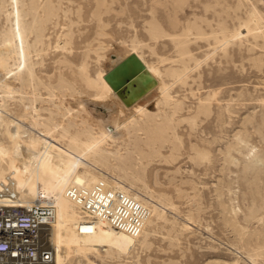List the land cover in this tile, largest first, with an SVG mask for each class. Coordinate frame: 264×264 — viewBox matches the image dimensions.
<instances>
[{
  "label": "rangeland",
  "instance_id": "obj_1",
  "mask_svg": "<svg viewBox=\"0 0 264 264\" xmlns=\"http://www.w3.org/2000/svg\"><path fill=\"white\" fill-rule=\"evenodd\" d=\"M23 1L24 5L37 7L32 15L36 14L44 27V47L40 48L45 52L38 60L34 58L39 62L35 73L42 85L36 91L28 86L26 79L14 80L13 75L8 76L9 86L17 93L6 96L0 89L4 118L32 129L28 107L33 91L41 96L36 109L44 121L56 116L55 121L68 123L70 116L62 119L60 112L76 109L81 99L92 117H114L119 110L117 103L111 100L95 103L98 88H90L84 77L89 76L102 85L100 77H106L132 54L143 59L157 80L169 86L173 100L182 104L173 124L176 130L169 132L170 141L148 149L153 153L150 160L134 161L136 170L145 169L141 179L131 171L120 172L153 195L161 214L157 221L159 233L152 238V247L141 252L137 262L132 258L130 261L264 264V36L257 32V40L252 36L242 37L225 50L217 48L212 37H221L223 31L229 35L247 22L253 25L252 16L264 26V0H106L104 5L98 0ZM7 8V0H0V37L8 27L3 13ZM47 9H53L54 15L45 23ZM32 15L27 16V22L32 20ZM153 24H159L171 37L153 40L150 33ZM188 28L192 30L187 48L193 57L190 61L186 59L188 69L182 83L166 76L165 69H184L177 61L179 49L171 39L185 34ZM162 58L172 63H160ZM61 80H68L70 88H63ZM75 89L81 92L78 94ZM78 95L80 100L75 99ZM59 101L63 104L57 106ZM202 101H206L210 110L196 118ZM138 102L147 104L143 98ZM171 108L158 106L154 99L148 103L153 114ZM77 111L72 113L81 112ZM127 117L128 114L120 121L123 123ZM88 119L86 114L81 115L76 125H86ZM145 121L142 117L136 125ZM135 127L130 124L127 131L122 130L125 137L119 143L122 153L129 149L134 158L138 155L133 145L135 137L146 138L143 132H135ZM65 140L62 145L68 141ZM174 143L178 148L173 151ZM195 149L208 157L202 160ZM253 154L256 163L250 159ZM173 155L177 160L172 159ZM185 225L189 229L183 228Z\"/></svg>",
  "mask_w": 264,
  "mask_h": 264
},
{
  "label": "bare ground",
  "instance_id": "obj_2",
  "mask_svg": "<svg viewBox=\"0 0 264 264\" xmlns=\"http://www.w3.org/2000/svg\"><path fill=\"white\" fill-rule=\"evenodd\" d=\"M105 1L98 0L101 5H104ZM7 4L8 8L4 9L3 13L8 27L0 37V89L6 96H10L15 90L12 91L9 86L8 76L9 78L14 76V80L26 79L30 88L36 91L39 89L42 83L35 73V66L39 62L34 58L38 60L45 50L40 48L44 45L42 21L36 19V14L32 15L37 7L24 5L23 0H7ZM25 7L27 9H24ZM29 15H32V20L27 22L26 18ZM53 15V9H47L45 18L43 17L45 23ZM254 18L256 17L251 18L253 25L250 22L244 23L229 35L223 33V30L221 37L211 35L217 48L225 50L234 40L242 37L252 36L257 40L259 38L257 32H262L264 36V26ZM187 30L185 34L171 39L179 49L177 51L180 60L177 61L184 69L173 67L165 69L166 76L182 83H185L183 77L185 70L188 69L186 62L193 57L187 48V44L189 45L187 39L190 38L188 34L192 29ZM150 33L155 41L171 37L159 24H153ZM10 60H13L12 65L9 64ZM166 61L171 62L166 58L160 59V63ZM142 62L157 80L153 69L143 59ZM81 69L85 71V65H82ZM100 78L102 85L98 80H93L89 76L84 77L90 88H98L94 94L98 97L95 103L106 100L117 103L119 110L114 117L106 118L102 117V114L100 118L92 117L85 105L86 102L82 99L78 102L80 100L78 95V98H75L78 100L74 99L76 103L78 102L76 109L71 107L70 110L64 106L65 112H60L62 119L70 116L68 123L67 121L64 123L65 120L55 121L56 116L54 119L49 118L44 121L36 109L41 96L35 91L32 93L33 98L29 100L30 107H28L31 109L28 114L32 117L29 122L32 129H25L18 122L4 118L0 110V190L4 192L3 197L0 195V204L25 206L38 202L53 207L55 219L51 222V232L55 255L50 264H135L133 261L137 262L138 255L152 247V238L159 233L160 226L157 221L161 219V214L155 198L146 188H139L135 182L125 179L120 172L131 171L138 180L141 179L140 174H143L145 169L142 167L136 170L134 161L150 160L153 153L148 152V149L170 141L169 132L174 133L176 130L173 124L177 122L176 117L182 111V104L178 102L179 100H173V96L168 91L169 86L165 82L157 80V85L151 90L154 92L150 91L143 97L147 104L141 105L137 101L131 107H127L105 80V76ZM61 85L63 88H70L68 80H61ZM12 88L16 87L12 86ZM49 91L53 94L52 88ZM155 93L158 94L156 97L153 96ZM152 99L158 106L172 108L170 111L162 109V114H153L148 109V103ZM205 102H200L196 118L198 114L209 112L210 108ZM62 104L59 101L57 106ZM73 110L81 112L77 111L78 114L75 112L77 115H74ZM125 111H128V117L122 123L120 118L127 115ZM81 113L89 117L86 125H76V119L84 115ZM142 117H145L146 121L137 126L138 120ZM130 124H134V127L136 125L135 132H143L146 135L144 140L135 137L133 141L134 150L138 154L136 158L131 155L133 152L129 149H126V153H122L119 145L125 137L122 130L127 131ZM110 125L113 126L112 129ZM58 135L60 138L57 137ZM65 139L68 141L62 145ZM140 141L142 143H139ZM177 148L174 143L172 150ZM195 150L202 160L208 157L207 153ZM172 159L175 161L177 157L173 155ZM250 159L253 163L258 161L254 158V154ZM107 193L114 198V203L110 207L109 205L105 207L107 203L109 204ZM88 221H91V224H86ZM115 222L118 226L114 225ZM188 227V225L183 226L186 230L189 229ZM134 251L136 256L133 255ZM254 257L257 255L255 254ZM131 258L134 260L130 261ZM250 258L253 259V256Z\"/></svg>",
  "mask_w": 264,
  "mask_h": 264
},
{
  "label": "built area",
  "instance_id": "obj_3",
  "mask_svg": "<svg viewBox=\"0 0 264 264\" xmlns=\"http://www.w3.org/2000/svg\"><path fill=\"white\" fill-rule=\"evenodd\" d=\"M0 195H4L1 190ZM107 195L109 204L105 207H110L114 198L110 193ZM53 219L55 212L50 205L44 206L38 202L25 206L1 203L0 264L52 263L55 255L51 232ZM114 225L118 226L116 222Z\"/></svg>",
  "mask_w": 264,
  "mask_h": 264
},
{
  "label": "water",
  "instance_id": "obj_4",
  "mask_svg": "<svg viewBox=\"0 0 264 264\" xmlns=\"http://www.w3.org/2000/svg\"><path fill=\"white\" fill-rule=\"evenodd\" d=\"M105 80L127 107H131L157 85V80L136 54L115 66Z\"/></svg>",
  "mask_w": 264,
  "mask_h": 264
}]
</instances>
